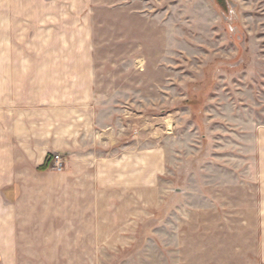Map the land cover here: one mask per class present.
I'll use <instances>...</instances> for the list:
<instances>
[{
    "label": "rangeland",
    "instance_id": "obj_1",
    "mask_svg": "<svg viewBox=\"0 0 264 264\" xmlns=\"http://www.w3.org/2000/svg\"><path fill=\"white\" fill-rule=\"evenodd\" d=\"M2 7L16 19L30 15L32 40L39 15L92 9L96 65L124 76L118 84L132 91L125 201L100 224L80 226L87 239L68 240L64 227L54 240L19 242L35 255L0 264H206L215 234L264 216V0H0ZM27 32L16 25L11 36Z\"/></svg>",
    "mask_w": 264,
    "mask_h": 264
},
{
    "label": "crops",
    "instance_id": "obj_2",
    "mask_svg": "<svg viewBox=\"0 0 264 264\" xmlns=\"http://www.w3.org/2000/svg\"><path fill=\"white\" fill-rule=\"evenodd\" d=\"M88 10L39 15L32 40L30 15L0 8V258L35 255L19 242L54 240L64 227L68 240L87 239L79 227L125 201L128 89L96 65ZM52 153L62 171L40 169ZM240 226L214 235L206 264H264V216Z\"/></svg>",
    "mask_w": 264,
    "mask_h": 264
},
{
    "label": "built area",
    "instance_id": "obj_3",
    "mask_svg": "<svg viewBox=\"0 0 264 264\" xmlns=\"http://www.w3.org/2000/svg\"><path fill=\"white\" fill-rule=\"evenodd\" d=\"M52 168L56 171H62L65 168L64 158L62 154H52Z\"/></svg>",
    "mask_w": 264,
    "mask_h": 264
},
{
    "label": "trees",
    "instance_id": "obj_4",
    "mask_svg": "<svg viewBox=\"0 0 264 264\" xmlns=\"http://www.w3.org/2000/svg\"><path fill=\"white\" fill-rule=\"evenodd\" d=\"M50 161H51V156L49 155V156H47L44 165H42L40 167V169H45L48 166V164L50 163Z\"/></svg>",
    "mask_w": 264,
    "mask_h": 264
},
{
    "label": "water",
    "instance_id": "obj_5",
    "mask_svg": "<svg viewBox=\"0 0 264 264\" xmlns=\"http://www.w3.org/2000/svg\"><path fill=\"white\" fill-rule=\"evenodd\" d=\"M218 1H220V2H221L222 0H218ZM52 154H54V153H52Z\"/></svg>",
    "mask_w": 264,
    "mask_h": 264
},
{
    "label": "flooded vegetation",
    "instance_id": "obj_6",
    "mask_svg": "<svg viewBox=\"0 0 264 264\" xmlns=\"http://www.w3.org/2000/svg\"><path fill=\"white\" fill-rule=\"evenodd\" d=\"M220 2V1H219ZM221 3H222V1H221Z\"/></svg>",
    "mask_w": 264,
    "mask_h": 264
}]
</instances>
